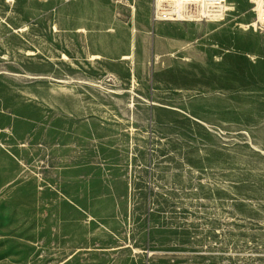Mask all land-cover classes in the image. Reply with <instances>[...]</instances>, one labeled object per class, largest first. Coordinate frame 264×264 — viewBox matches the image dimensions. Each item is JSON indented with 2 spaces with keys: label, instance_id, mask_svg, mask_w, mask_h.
<instances>
[{
  "label": "rangeland",
  "instance_id": "374dc122",
  "mask_svg": "<svg viewBox=\"0 0 264 264\" xmlns=\"http://www.w3.org/2000/svg\"><path fill=\"white\" fill-rule=\"evenodd\" d=\"M226 1L0 0V264H264V31Z\"/></svg>",
  "mask_w": 264,
  "mask_h": 264
},
{
  "label": "built area",
  "instance_id": "2783aa9c",
  "mask_svg": "<svg viewBox=\"0 0 264 264\" xmlns=\"http://www.w3.org/2000/svg\"><path fill=\"white\" fill-rule=\"evenodd\" d=\"M254 25L264 31V0H252ZM230 7L226 0H152V22H219Z\"/></svg>",
  "mask_w": 264,
  "mask_h": 264
},
{
  "label": "bare ground",
  "instance_id": "6f19581e",
  "mask_svg": "<svg viewBox=\"0 0 264 264\" xmlns=\"http://www.w3.org/2000/svg\"><path fill=\"white\" fill-rule=\"evenodd\" d=\"M241 26H243V27H245V26H247L246 24H241ZM242 27V28H243ZM243 30H245L244 28H243ZM63 57H65V55H63ZM93 58H98L99 56L96 54V55H93L92 56Z\"/></svg>",
  "mask_w": 264,
  "mask_h": 264
},
{
  "label": "crops",
  "instance_id": "0c3cea01",
  "mask_svg": "<svg viewBox=\"0 0 264 264\" xmlns=\"http://www.w3.org/2000/svg\"><path fill=\"white\" fill-rule=\"evenodd\" d=\"M157 27V25H155V28Z\"/></svg>",
  "mask_w": 264,
  "mask_h": 264
}]
</instances>
